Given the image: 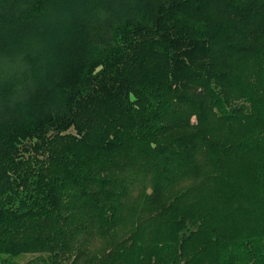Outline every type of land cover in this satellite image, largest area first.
Wrapping results in <instances>:
<instances>
[{"label":"trees","instance_id":"trees-1","mask_svg":"<svg viewBox=\"0 0 264 264\" xmlns=\"http://www.w3.org/2000/svg\"><path fill=\"white\" fill-rule=\"evenodd\" d=\"M0 252L264 264V0H0Z\"/></svg>","mask_w":264,"mask_h":264},{"label":"rangeland","instance_id":"rangeland-1","mask_svg":"<svg viewBox=\"0 0 264 264\" xmlns=\"http://www.w3.org/2000/svg\"><path fill=\"white\" fill-rule=\"evenodd\" d=\"M38 256L39 255L37 254H21L16 257H12L6 253L0 252V263H3L5 260H7V264H28V262L34 261ZM43 257L46 260L48 258V255L44 254ZM45 260L37 262V264H45Z\"/></svg>","mask_w":264,"mask_h":264}]
</instances>
